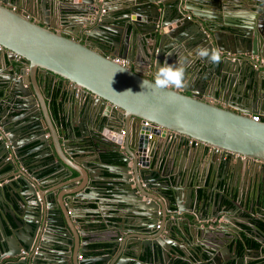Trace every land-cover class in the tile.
<instances>
[{
    "label": "water",
    "instance_id": "95a60500",
    "mask_svg": "<svg viewBox=\"0 0 264 264\" xmlns=\"http://www.w3.org/2000/svg\"><path fill=\"white\" fill-rule=\"evenodd\" d=\"M107 1L110 0H77L71 8H65L63 0L59 12L74 13L80 22V31L72 34L47 18L54 10L53 0L50 5L48 0H0L4 64L0 91L6 102H12L1 107L0 98V160L11 154L8 162L12 169L21 164L27 171H19L17 178L0 185V264H67L65 256H71L73 264H247L245 257L260 249L253 246L255 241L247 243L245 236L251 239L254 235L256 243L264 248V215L251 216L255 207L264 206V192H260L264 185V120L251 117L255 113L264 115V65L251 58L258 55L264 59V0H257V6L251 5V0H135L142 6L128 10L140 9L146 15L143 22L127 20L128 13L122 10L118 14ZM186 14L193 18L188 19ZM202 50L209 55L219 54L221 61L217 64L201 58ZM7 57L25 61V70L19 67V72L16 68L10 71ZM114 58L125 59L128 64ZM195 58H199L206 73L201 69L188 73L197 74L202 87L209 88L215 80V87L231 95L230 103L219 99L215 91L204 94L187 85L158 89L154 86L156 78L148 75L151 70L158 72L169 65L194 69ZM46 76L62 79L66 84L62 92L68 91L70 104L88 110L87 118H74L64 134L46 114L47 107L40 99V94L46 98L41 86ZM11 105L19 108L14 110L17 115L24 116L9 121ZM144 120L158 128L142 125ZM21 121L24 124L19 125ZM31 127H35L32 134L22 135ZM150 131L160 138L173 132L172 137L179 141L194 138L235 154L223 161L219 183L222 191L216 190L218 184L213 187L211 206L204 212L198 207L193 210L197 221H213L199 226L193 219L196 225L189 239L199 241L186 246L189 253L176 244L180 237L173 228L188 233L183 229L186 220L178 216L185 211L184 192L189 198L193 196L188 181L197 166H189L181 176L186 151L177 155V161V153L171 154L161 168L151 164ZM11 133L19 135L17 141ZM31 136L35 146L30 144L31 148L26 149ZM23 137L24 142H19ZM83 149L94 155L91 164L74 161L73 165L68 161L74 160V152ZM104 153L109 158L118 154L125 164H108L110 160ZM209 163L213 168L218 165ZM43 166L66 176L74 171L77 179L43 194L40 188L44 184L38 176ZM112 167L118 171L111 173L118 176L100 180L103 169ZM226 171L228 181L222 187ZM169 174L173 179L162 180ZM95 191L101 194L95 197L97 202L111 195L121 205L114 208L115 213H120L119 220L137 226L133 228L137 233L132 235L135 248L131 256L124 254L123 258L120 253L115 259L111 254L97 260L78 259L77 241L71 236L72 213L67 216L66 212L72 202ZM3 215L10 233L5 229ZM51 230L55 237L48 235ZM238 239L246 247L240 253L229 246ZM126 241L127 238L115 242L114 250L117 245L126 248ZM55 244L61 252L45 255V251L53 252L48 249ZM223 246L227 256L222 254ZM21 250L28 253L23 256ZM80 252L89 256L86 246H80ZM254 264H264V257Z\"/></svg>",
    "mask_w": 264,
    "mask_h": 264
},
{
    "label": "crops",
    "instance_id": "0c3cea01",
    "mask_svg": "<svg viewBox=\"0 0 264 264\" xmlns=\"http://www.w3.org/2000/svg\"><path fill=\"white\" fill-rule=\"evenodd\" d=\"M63 0H53V4H54V10L52 11V14H47V18H49V21L51 24L55 25L56 27H58L59 29H63L66 32H70L72 34L77 33L78 31H80V22L79 19H75V16L78 17L76 14L74 13H70V12H64V13H60L59 12V6L64 4L66 5L65 8H71L72 4L71 3H75L77 0H72L70 1V3H66V0H64V3H62ZM142 1V0H141ZM167 1V0H164ZM249 1V0H248ZM252 4L251 5H258L259 2L257 0H251ZM49 5L51 0H48ZM133 2V3H132ZM143 2V1H142ZM142 2H135V0H110L107 1V5L111 8H113V10L116 12H118V14L121 13L122 10H124V14L128 13L129 17L127 18V20H136V21H146V15L140 11V9L138 11H129L128 8L132 7L133 9H136L137 7H141L142 6ZM50 9V6L48 8V11ZM205 10V9H203ZM207 11L210 12V9H207ZM97 40V39H96ZM3 49V48H2ZM2 49L0 50V72L2 71V69L4 68V64H3V53H2ZM7 55V53H6ZM258 56V55H257ZM260 57V56H258ZM8 58V57H7ZM6 58V60H7ZM262 58V57H261ZM23 60H9L8 58V63L7 66L10 69V71L15 72V68L16 70L19 72V67H21L23 70H25L26 67L23 66ZM25 62V61H24ZM196 62V63H195ZM195 66V68L193 69L192 66H189L188 68L185 69V67L187 66H183L184 70V85H187L188 88H197V89H201L203 91H205L204 94H208L209 91H212L217 94V96L219 97V99H223L225 98V101H227V103H230L232 97L230 96H226L224 90H222L221 88H218L217 86L215 87L214 83L215 80H212L214 82H211V84L209 85V88H207V86H201L199 83V76L197 74H191L188 73L192 70L194 71H198V70H202L203 72H205V68L203 69L204 65H200V60L199 58H195V60L192 62ZM262 65H264L263 63H261ZM24 67V68H23ZM206 67V66H205ZM136 69L139 70V67H136ZM206 73V72H205ZM5 75H7V72H4ZM152 74V75H151ZM156 74L157 72L155 71H150L148 72L149 77L151 78H156ZM213 79V78H212ZM55 81H57L56 78H51L50 76H46L45 80H42L41 86L42 89H44V96H46V98L42 97V95L40 94V99L41 101H43V104L47 107H45L43 105V107L46 108V114L51 118L52 122L58 125V130L60 133L64 134L65 133V127L67 126H72V124L74 123V118H76L77 120L79 119H86L88 116V113L86 114V111H88L86 109V107H79V109L75 108V105H71L70 104V100L72 99L70 97V95H68V91L66 92V90L64 89V91L62 92L61 90V94H63V98H62V102H60V97L59 96V105L57 106V110L54 112L53 109L51 110V90L53 88V85L55 83ZM211 85H213L212 87H210ZM63 87H66V84H64L63 82ZM68 87V86H67ZM199 87V88H198ZM180 89V88H178ZM213 89V90H212ZM215 89V90H214ZM225 94V96H224ZM0 95L3 100L1 107H5L7 103L12 104V102H6V100H4V98L2 97V91H0ZM205 96V95H204ZM13 101V100H11ZM216 101V100H215ZM41 105V103H40ZM237 105V104H236ZM42 107V105H41ZM18 107H14L13 105L10 106L9 112L7 113V115L9 116V121H11L12 119H16V118H20L21 116H24L23 114L21 115H17L14 110L18 111ZM92 111L90 112L89 115H91ZM258 114L260 116L261 119L264 120V115L260 114V113H255ZM254 114V115H255ZM2 119H4L2 117ZM17 122H20V120H18ZM44 124L45 122L42 121ZM72 123V124H71ZM21 124H24V122L21 121ZM12 125H9V127H11ZM34 128L35 127H31L30 129H27L26 131H24V133L22 135H29L32 134V132H34ZM75 128V127H74ZM2 129V127L0 126V130ZM45 131L48 134L49 130L47 128V126L45 127ZM9 134V133H8ZM152 156H151V164H157L159 167L161 168V166L164 164V162L167 160L168 157L171 156V154L173 153H177L175 155L176 161L180 159L179 156H177L180 152L186 151L185 155L182 157V166H181V176L185 173L184 171H186V169L190 166V167H195L193 175L190 179V188L193 191V196L192 198H189L185 195L184 192V203H185V211L184 212H179V216L178 218L184 222V220H186L185 225L183 227L184 230H186L188 233H182V232H176L177 229L173 228V232L176 235V237H180L179 242L175 241L176 244H178L183 251L189 253V250L186 248V246H191L193 245V243L197 242L199 240H197V238L195 240H190L189 239V234L192 231V229L194 228V226L196 225V222L198 223L199 226H203V224L207 223V224H211L212 223V219H206V220H201L197 221L195 217V213L193 212L194 208L196 210V208L198 207V210H202L203 212L205 211V208H208L209 206H211V194L213 193V187L216 186V184H218V189H216L219 193L222 191L219 190V183H220V176L222 173H224L223 171V161H225L226 159H221V157H219L220 155H212V152H210V150L207 147H196L192 144H189L187 140L184 141H179L178 139H174L171 135H169L167 138H160L158 134L152 133ZM7 135V133H6ZM10 135H12V137L14 138V140L17 141L19 135L17 133H11ZM34 136V135H33ZM24 138L19 140V142H24ZM31 138L27 139V144L25 145L28 149L30 146V144H33L31 141ZM161 141V142H160ZM11 142V141H10ZM36 141H34L35 143ZM159 143H161L160 147ZM13 144V143H12ZM170 144V145H168ZM35 145L33 144L32 147H34ZM157 146V147H156ZM31 148V147H30ZM69 149V148H68ZM36 154V153H33ZM62 156L64 157L63 152H61ZM106 154V153H104ZM74 160L70 161L68 160L70 163H72L73 165H76L74 161H79V162H88L89 164L92 163V158L94 155H89L87 153V150H82L80 152H74L72 154ZM7 157H9L7 159ZM11 154L9 156L3 157L0 160V185L4 184L5 182H9L15 178L18 177V172L19 171H23V172H27L24 168L23 165H18L16 167V169H12V166L10 165V163L8 162L11 159ZM69 157V156H68ZM172 157V156H171ZM65 158V157H64ZM66 159V158H65ZM227 159H230V157H227ZM156 162V163H155ZM213 162H217L218 165H216L214 168L213 166H209L210 163ZM112 163V164H111ZM110 165H124L125 163H113L111 161H109ZM45 166H43L42 168H40L38 170V176L41 178V182L42 184H44V186H41L40 188V192L44 194L45 190H48L50 188H55V187H60L63 184L69 183L74 181L75 179H77L76 173L73 171V173L70 176H66L64 174H61L58 170H55L53 168H50L49 166L47 168H44ZM258 168V167H257ZM98 169V168H97ZM111 170L113 172L118 171L117 168L112 167L110 168H104V174L102 177H100V180H108L111 177H117L118 175L112 174ZM99 171V169H98ZM17 173V175H16ZM226 179L222 181V187L224 185H227L228 181V171H226ZM162 180L167 181L170 179H173V176L171 174H169L167 177H161ZM73 185H77V182H73ZM39 185V184H38ZM110 187H108L107 189H109ZM58 190V189H57ZM237 191V189H236ZM260 192L263 193L264 192V185L261 184L260 186ZM91 192H89L86 195H83L81 198H79L78 201H74L71 203V209L68 210V212H66V215L68 216L69 213H72V226H73V230H74V235L72 236V239L75 240L74 238H76L77 241V248L79 250L78 252V259L79 260H97V258L100 257H104L107 254H111L112 255V259H115L118 254H122L123 258H126L128 256H131L133 251L132 247L135 248V238H133L134 236H132L133 234H136L137 232H135V229L137 226H133L129 221L127 223L129 224H125L123 221H120L119 218L117 217L120 213H115L114 208H116L117 206H121L119 204H117L111 195H105L104 197H100L98 198V202L95 199V197L97 195H101V194H97L96 191L93 192L90 195ZM204 201V202H203ZM73 205V206H72ZM242 209V208H240ZM248 209V208H247ZM122 210V209H120ZM71 211V212H70ZM247 212L250 211L246 210ZM201 213V212H199ZM198 213V214H199ZM258 214H262L264 215V206L258 208L255 207L254 208V213L251 214V216H256ZM3 221H4V226L5 229L7 230L8 233L11 232V230L8 228L7 226V222H6V217L3 215ZM105 217H108L109 219H106ZM125 217V216H124ZM196 222H194V220ZM232 225V224H230ZM244 228H248L246 226H243ZM135 228V229H133ZM138 229H143V228H138ZM245 233V232H243ZM51 237H55V232L54 230H51L48 234ZM175 235H173V238H176ZM121 237L120 239H118V237ZM125 238H127L126 241V248L124 247L123 249L120 248V246L117 245L116 250H114V244L115 242H122ZM52 239V242H54ZM245 240H247L246 242L249 243L250 240L255 241L253 244L254 247H257L260 249V252H257L255 254L250 253L251 255L246 256L245 257V261H248L247 264H254L256 262L259 261V258H263L264 257V248H261L260 244L256 243V241L258 242V239L252 235L251 239H248L247 236H245ZM235 241L236 240H232L231 242H229V246H231V249L233 247H235ZM238 242L241 243L242 249L245 248L244 245V241H241V239H238ZM182 243V244H181ZM134 245V246H133ZM80 246L83 247L86 246L88 248V252H89V256L86 257L84 254H82V252H80ZM224 248H222L221 250L223 251L222 254H225V256H227V252L225 250V246H223ZM38 249V247H37ZM234 249V248H233ZM53 252H48L45 251V255H49V254H55V252H61L60 248L58 247V245H54L52 247V245H50V249ZM23 251L21 250L20 253H22ZM139 252V251H138ZM24 253H28V252H24ZM35 254L37 253V250L34 252ZM127 255L125 257V255ZM79 255H81V257H79ZM45 257V256H44ZM41 257V258H44ZM134 259V258H133ZM141 259H144V257H142ZM53 260V258L51 259ZM64 261L67 262V264H73V260L68 256H65ZM76 261V258H75ZM39 263H42L41 260H39ZM76 263V262H75ZM97 264H100L99 261L96 262ZM77 264V263H76Z\"/></svg>",
    "mask_w": 264,
    "mask_h": 264
},
{
    "label": "clouds",
    "instance_id": "9594fccd",
    "mask_svg": "<svg viewBox=\"0 0 264 264\" xmlns=\"http://www.w3.org/2000/svg\"><path fill=\"white\" fill-rule=\"evenodd\" d=\"M191 16L193 18V15H191ZM188 19H191V18H188ZM199 54H200L201 58H207L213 63L218 64L221 61V57L219 54L209 55L207 50H202ZM154 86L158 89H167L170 86L175 87L177 89L182 88L184 86V70H183V68H174L171 65L159 68L158 72L156 74Z\"/></svg>",
    "mask_w": 264,
    "mask_h": 264
},
{
    "label": "built area",
    "instance_id": "2783aa9c",
    "mask_svg": "<svg viewBox=\"0 0 264 264\" xmlns=\"http://www.w3.org/2000/svg\"><path fill=\"white\" fill-rule=\"evenodd\" d=\"M103 11H104V9H101V12H103ZM186 16H187V18H192V16L190 14H187ZM1 49H2V46L0 45V50ZM227 54L229 56L230 55H233V53H231V52H228ZM251 58H253V59L259 61L260 63H263L264 64V59L261 58V57H258L257 55H251ZM114 59H115V61H117V62H119V63H121L123 65H127L128 64V61H126L125 59H120V58H114ZM251 117L255 121H259L260 120V116L258 114L252 115ZM142 125H144V126H150L153 129H157L158 128L157 125L152 124V123H150L147 120H144L142 122ZM121 133H124L123 130H121ZM170 135L172 136L173 135V132H170ZM151 136H152V134H151V131H150L148 133V137L150 138ZM187 141H188L189 144H192V145H194L196 147H199L201 145H202V147H207L210 150V152L215 153L216 155H220L219 157H221V159H227V157H230L231 158V157H234L235 156V154H233L231 152H226V151L224 152L221 149L213 148L212 146H210L208 144H202L200 141H198V140H196L194 138H187ZM8 158L9 157H7V159ZM263 165H264V162H263ZM118 239H120V238H118ZM22 251H23L22 252V255L24 256L26 254L24 252H26V251H24V250H22ZM79 257H81V255H79Z\"/></svg>",
    "mask_w": 264,
    "mask_h": 264
},
{
    "label": "trees",
    "instance_id": "16d2710c",
    "mask_svg": "<svg viewBox=\"0 0 264 264\" xmlns=\"http://www.w3.org/2000/svg\"><path fill=\"white\" fill-rule=\"evenodd\" d=\"M62 87H63V80L59 79V80L55 81L53 88L51 90V110L53 109L54 112L57 110V106L59 105L58 104L59 101H57V100H59V96L61 95ZM61 96L63 98L64 95L62 94ZM104 157L108 158L113 163L114 162L115 163H123V161L119 159L118 154H113L111 156V158H109L110 157L109 155L105 154ZM235 248L239 250V253L242 251V246H240V242L236 243Z\"/></svg>",
    "mask_w": 264,
    "mask_h": 264
},
{
    "label": "flooded vegetation",
    "instance_id": "af4514ba",
    "mask_svg": "<svg viewBox=\"0 0 264 264\" xmlns=\"http://www.w3.org/2000/svg\"><path fill=\"white\" fill-rule=\"evenodd\" d=\"M60 30H63V29H60ZM64 31H65V30H64ZM22 63H23V66H24V67L27 66V63H26V62L23 61ZM24 67H23V68H24ZM263 166H264V165H263Z\"/></svg>",
    "mask_w": 264,
    "mask_h": 264
}]
</instances>
